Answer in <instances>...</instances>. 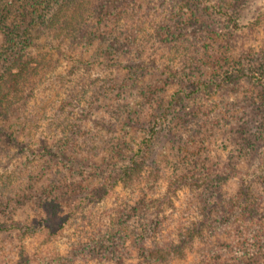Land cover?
Listing matches in <instances>:
<instances>
[{
	"label": "rangeland",
	"instance_id": "rangeland-1",
	"mask_svg": "<svg viewBox=\"0 0 264 264\" xmlns=\"http://www.w3.org/2000/svg\"><path fill=\"white\" fill-rule=\"evenodd\" d=\"M59 1L0 0V264H264V0H79L34 35Z\"/></svg>",
	"mask_w": 264,
	"mask_h": 264
},
{
	"label": "trees",
	"instance_id": "trees-1",
	"mask_svg": "<svg viewBox=\"0 0 264 264\" xmlns=\"http://www.w3.org/2000/svg\"><path fill=\"white\" fill-rule=\"evenodd\" d=\"M88 3V1H87ZM79 0H62L59 1L58 5L52 11V13L49 15V17L45 16V11L42 9H33L32 13H29V16L31 18L30 24H32L35 28H33L32 32L34 35H38L41 32H43L46 29H50L51 32L54 34H62V31L64 30V24H67L68 20L72 19L71 22H73V27L76 25L80 26V22L83 20L82 18V11H83V6L81 5ZM90 11H94V8L90 9ZM88 11L86 10V13ZM23 15V14H22ZM26 15V14H24ZM72 15V16H71ZM69 16H71L70 19ZM64 18V23L61 24V21L59 22L58 20ZM63 22V21H62ZM27 30V27L26 29ZM11 34H15V37L21 38V35L24 34L23 31L13 29V30H8ZM81 31L78 30L76 34L80 35ZM12 62H15V68H19L21 64H18L20 62V55L15 56L12 60ZM17 63V64H16ZM12 74V73H10ZM13 77V75H11ZM14 79V78H13ZM264 80V79H263ZM210 87L208 84H204L203 86H197L196 89L199 90H204ZM143 153V158L146 157ZM140 165V164H139ZM113 185L108 183H103L102 185H99L97 187H93L89 190L88 192V197L89 199L92 200H97L104 198L108 195L110 190L112 189ZM249 214H245L243 216H247ZM176 249H167L162 251L155 252L151 254L152 258L154 259H164L167 256H171L173 254H176Z\"/></svg>",
	"mask_w": 264,
	"mask_h": 264
}]
</instances>
